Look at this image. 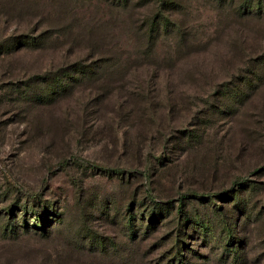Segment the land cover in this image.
<instances>
[{"label": "rangeland", "instance_id": "rangeland-1", "mask_svg": "<svg viewBox=\"0 0 264 264\" xmlns=\"http://www.w3.org/2000/svg\"><path fill=\"white\" fill-rule=\"evenodd\" d=\"M29 1L0 5V42L53 34L0 55V264H264V0H181L152 49L162 0Z\"/></svg>", "mask_w": 264, "mask_h": 264}, {"label": "trees", "instance_id": "trees-1", "mask_svg": "<svg viewBox=\"0 0 264 264\" xmlns=\"http://www.w3.org/2000/svg\"><path fill=\"white\" fill-rule=\"evenodd\" d=\"M227 1V0H224ZM244 1V0H243ZM112 5L119 6V7H128V6H135V7H143L145 4H147L146 0H110L109 1ZM30 3L29 0H0V5L2 7H8L13 8L14 10H19L20 12L17 13V16L20 18L16 19L17 21H23L26 19L27 16L24 12L25 7ZM34 2H31V4ZM183 4V1L181 0H162L160 7H158L156 10L154 9V12L150 17H148L143 22V28L142 31V38H144V41L146 42V46L148 49H152V46L157 43V41L165 34H171L173 36H177L180 39L182 35V40H185L186 38V30H187V23L180 20V18L173 17L172 13L166 14V11H174L177 10L179 7H181ZM263 9H259L258 12H261ZM238 13V10H237ZM240 13L242 16H250L253 15L254 10L251 9L250 4H246L242 7L240 10ZM9 14V13H6ZM4 20L6 22L11 20L10 14L7 16H4ZM37 27L40 26V24H35ZM52 31L51 30H44L39 36H34L36 34H28V36H10L7 40L0 42V55L3 53H11L15 51V49L22 47H40L42 48V45L46 43V40H49L52 37ZM185 42V41H183ZM181 46L183 44H180ZM179 46V45H178ZM185 47V44L183 45ZM111 60H115V55L111 58H105L103 60H98V62H95L94 65L85 66L83 63H78L76 66H73V68H69L66 71H60V73H56L54 75H47L46 80L49 78H52L55 76L56 78H59V83L62 85L63 89L60 90V92H68V90L73 86V83H69L65 80V76L72 78L83 80L84 78L90 77L92 78L95 75H98L100 72L99 68H103L107 65ZM264 60V56L260 58V62ZM100 64L102 66H100ZM251 73V72H250ZM246 75V74H245ZM66 81V82H65ZM49 97L45 96L40 101H49ZM183 195H189L191 198H197L202 199L205 197V194H200L198 192H192L188 194H182ZM185 197V196H183ZM168 202H171L172 200H167ZM185 256V255H184Z\"/></svg>", "mask_w": 264, "mask_h": 264}]
</instances>
